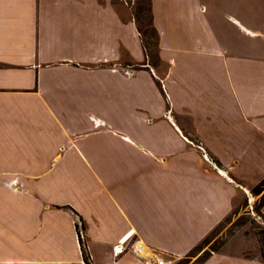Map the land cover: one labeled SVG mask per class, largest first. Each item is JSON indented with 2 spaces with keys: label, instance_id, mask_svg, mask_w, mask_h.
<instances>
[{
  "label": "crops",
  "instance_id": "obj_1",
  "mask_svg": "<svg viewBox=\"0 0 264 264\" xmlns=\"http://www.w3.org/2000/svg\"><path fill=\"white\" fill-rule=\"evenodd\" d=\"M134 2L0 0V264H87L77 219L89 264H146L133 244L182 257L264 176L244 0H149L156 63Z\"/></svg>",
  "mask_w": 264,
  "mask_h": 264
},
{
  "label": "rangeland",
  "instance_id": "obj_2",
  "mask_svg": "<svg viewBox=\"0 0 264 264\" xmlns=\"http://www.w3.org/2000/svg\"><path fill=\"white\" fill-rule=\"evenodd\" d=\"M131 9L135 15L143 44L151 61L156 63V33L152 29L149 15V0H135L131 4ZM238 17L241 20L247 21V24L252 28L264 31V0H244L238 10ZM240 38L241 42H246L250 39L243 33H240ZM201 149L208 159L214 162L216 161L204 147ZM253 185L248 187L240 205L223 219L188 254L182 257H168V259H165V262L167 264H197L207 254L217 251L251 256L261 260V234L259 231L264 228V204L260 206L262 193L257 195L251 193L250 188ZM257 209H259L260 213L257 212ZM76 226L77 231L81 228L82 234H80V238L83 241V225L80 219H77Z\"/></svg>",
  "mask_w": 264,
  "mask_h": 264
},
{
  "label": "trees",
  "instance_id": "obj_3",
  "mask_svg": "<svg viewBox=\"0 0 264 264\" xmlns=\"http://www.w3.org/2000/svg\"><path fill=\"white\" fill-rule=\"evenodd\" d=\"M149 15L151 18L150 8H149ZM152 29L155 32V29L153 26H152ZM250 191L252 194H255V195L262 193V200H261V204H260V206H262L264 204V176L250 188ZM257 212L260 213L259 209H257ZM259 233L261 234V237H260V256H261L262 263L264 264V228L261 229L259 231ZM78 235H79V241L81 243V251H82L83 259L87 264H89V256L87 254L84 243L80 238L79 231H78ZM209 255L210 254H207L205 257L201 258V260L197 264H201Z\"/></svg>",
  "mask_w": 264,
  "mask_h": 264
},
{
  "label": "built area",
  "instance_id": "obj_4",
  "mask_svg": "<svg viewBox=\"0 0 264 264\" xmlns=\"http://www.w3.org/2000/svg\"><path fill=\"white\" fill-rule=\"evenodd\" d=\"M79 233L82 234L81 228L79 229ZM115 249L117 251H122L124 249V246L116 245ZM132 249H133L134 254L138 258L145 261L146 264H167V262L160 259L153 251H151L150 249L146 248L145 246H143L141 244H135Z\"/></svg>",
  "mask_w": 264,
  "mask_h": 264
}]
</instances>
